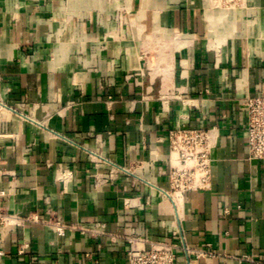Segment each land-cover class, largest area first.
I'll use <instances>...</instances> for the list:
<instances>
[{"label":"crops","instance_id":"obj_1","mask_svg":"<svg viewBox=\"0 0 264 264\" xmlns=\"http://www.w3.org/2000/svg\"><path fill=\"white\" fill-rule=\"evenodd\" d=\"M225 2L0 0V204L98 232L1 229L0 264H127L128 238L175 229L216 253L190 264H264V161L248 159L243 106L264 96V0ZM180 127L217 145L211 189L176 218L152 186H167ZM91 153L148 182L111 181Z\"/></svg>","mask_w":264,"mask_h":264},{"label":"built area","instance_id":"obj_2","mask_svg":"<svg viewBox=\"0 0 264 264\" xmlns=\"http://www.w3.org/2000/svg\"><path fill=\"white\" fill-rule=\"evenodd\" d=\"M226 4L236 5L239 0H225ZM192 106L196 100H190ZM247 113L246 137L248 144V159L264 161V96H248L243 101ZM168 157L167 171L162 172L167 176V186L153 185L160 194L167 199L176 215L180 218L185 196L188 193L208 191L211 189L213 151L217 145V135L213 129L180 127L171 129L167 134ZM96 165L107 164L110 167L111 181H116L123 175H134L137 180L148 182L142 176H137L130 168L117 166L108 159L91 153ZM136 166L143 169L140 162ZM5 195L0 191V197ZM29 223H42L52 226L60 236L67 232L80 230L96 236L98 232L91 231L78 225L65 224L58 216L51 213L48 219H43L39 214L20 217L10 214L0 204V230L22 227ZM127 264H176L178 253L182 251L190 264L192 256L197 258L214 257L212 250L194 249L189 247L180 229H175L171 240L158 241L147 238H128ZM27 245H21L18 254L25 253ZM246 261L252 262L248 257Z\"/></svg>","mask_w":264,"mask_h":264}]
</instances>
